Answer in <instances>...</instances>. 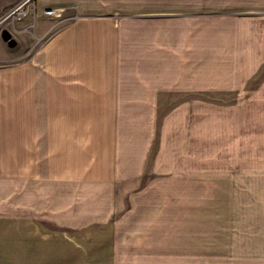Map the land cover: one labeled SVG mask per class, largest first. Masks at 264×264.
I'll use <instances>...</instances> for the list:
<instances>
[{
  "label": "crops",
  "instance_id": "0c3cea01",
  "mask_svg": "<svg viewBox=\"0 0 264 264\" xmlns=\"http://www.w3.org/2000/svg\"><path fill=\"white\" fill-rule=\"evenodd\" d=\"M33 1L32 24L10 21L16 48L66 23L39 51L54 64L34 109L45 118L27 120L47 128V177L27 168L24 186L21 173L0 264H264V0L217 13L198 0ZM221 183L256 191L255 213L222 199L200 215L168 193Z\"/></svg>",
  "mask_w": 264,
  "mask_h": 264
},
{
  "label": "rangeland",
  "instance_id": "374dc122",
  "mask_svg": "<svg viewBox=\"0 0 264 264\" xmlns=\"http://www.w3.org/2000/svg\"><path fill=\"white\" fill-rule=\"evenodd\" d=\"M26 1L0 0V19L7 17L0 26V217H13L14 215L16 188L21 189L22 172L24 186L27 176L24 172L27 168H35L33 177L36 180L39 179L40 182H44L47 177L48 159L44 133L47 128L37 126V121L34 122L36 126H29L31 123L27 120L31 118L38 119V117L45 118V111L37 112L34 109L45 106L46 95L44 93L48 81L47 76L49 72L54 71V64L47 62L46 59L41 62L39 51L45 46L48 38L60 32L66 24L62 22L63 17H61L56 24V29L38 43L35 38L32 39L31 34L27 33L28 41H24L22 47L16 48L14 36H17V34L10 21L12 19L21 20L28 14L29 16L25 18L24 22L32 24L34 18L32 12L33 0H30L15 12ZM198 1L200 13H207V10L217 13L220 12L224 0ZM13 12L15 13L12 14ZM46 15L48 14L46 13ZM61 16H65V14L63 13ZM2 30H8L13 39L5 42L1 37ZM31 130L33 131L32 134L30 133ZM21 131L23 132L22 143L18 136ZM262 161L264 163V160ZM55 162H57L56 159ZM21 168H23V171ZM18 177L19 181L16 184ZM28 177H31V175L29 174ZM248 177L249 183L250 179ZM250 177L253 179L254 175H250ZM220 178H223V175ZM216 186L217 188L211 191H176L168 193L173 194L176 198L186 199L192 197L197 199V207H182V209H193L200 215L215 214V209L219 212L220 209L217 206L222 199L225 201L231 199L233 202L243 203L244 207L248 206L247 213H255V190L254 193L249 189H218L222 187V183ZM250 187L254 188V185L251 184ZM211 201H214V203ZM256 206L258 210H262L261 207L264 206V187L259 190V208L257 201Z\"/></svg>",
  "mask_w": 264,
  "mask_h": 264
},
{
  "label": "water",
  "instance_id": "95a60500",
  "mask_svg": "<svg viewBox=\"0 0 264 264\" xmlns=\"http://www.w3.org/2000/svg\"><path fill=\"white\" fill-rule=\"evenodd\" d=\"M19 9L20 8L16 9L15 12L18 11ZM15 12H13L12 14H14ZM6 19L7 17L0 19V26L4 23ZM1 37L5 42H9L13 39L12 34L8 30H2Z\"/></svg>",
  "mask_w": 264,
  "mask_h": 264
},
{
  "label": "built area",
  "instance_id": "2783aa9c",
  "mask_svg": "<svg viewBox=\"0 0 264 264\" xmlns=\"http://www.w3.org/2000/svg\"><path fill=\"white\" fill-rule=\"evenodd\" d=\"M48 15H53V11H48V12H46Z\"/></svg>",
  "mask_w": 264,
  "mask_h": 264
}]
</instances>
